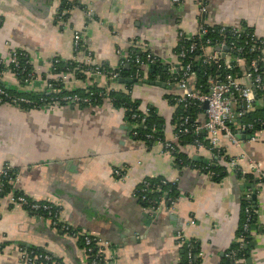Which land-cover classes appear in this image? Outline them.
<instances>
[{"label": "crops", "instance_id": "0c3cea01", "mask_svg": "<svg viewBox=\"0 0 264 264\" xmlns=\"http://www.w3.org/2000/svg\"><path fill=\"white\" fill-rule=\"evenodd\" d=\"M61 1L0 0V55L7 58L10 48L24 50L39 78L34 86H24L5 73L0 81L11 90L43 88L46 79L54 77L55 58L83 59L85 51L73 47L75 30L81 32L93 60L107 67L118 65L121 55L117 50L131 48L149 50L163 63H176L178 31H198L199 3L206 8L204 23L243 25L264 39V0H70L67 22L55 19ZM140 67L142 78L133 82L131 97L141 109L156 111L163 121L164 136L187 159L210 162L212 153L207 147L178 144L174 138L176 106L171 97L176 86L144 83L157 80L148 78V65ZM239 80L249 84L243 73ZM93 82L127 89L126 82L109 83L103 75ZM70 87L85 88V83L76 81ZM131 126L125 112L108 101L56 109L0 104V168L5 163L16 168V189L32 199L58 205L62 222L108 239L112 264H180L182 250L175 237L179 230L199 242L203 251L199 264H222L224 253L237 240L241 200L246 193L251 198L255 194L247 258L253 264H264V189L260 183L254 192V184L238 179L227 164V174L219 180L193 166L180 165L160 145L148 146L135 138ZM240 136L242 141L235 145L220 134V147L237 158L245 172L251 171V163L264 170V129L255 133L254 141ZM116 167H126L127 177L116 180ZM148 177L177 183L180 195L172 209L152 212L134 195L135 186ZM21 245L44 249L63 264H88L79 240L51 226L49 218L2 196L0 264H26L16 249Z\"/></svg>", "mask_w": 264, "mask_h": 264}, {"label": "built area", "instance_id": "2783aa9c", "mask_svg": "<svg viewBox=\"0 0 264 264\" xmlns=\"http://www.w3.org/2000/svg\"><path fill=\"white\" fill-rule=\"evenodd\" d=\"M70 1V0H68ZM174 2H180L181 0H173ZM68 8H58L55 13L56 21L67 22L69 18ZM206 8L204 4L199 3V18L202 20L199 24L198 31L195 34H186L183 31H178L177 42L178 50L176 52L177 62L172 63L167 67L166 76L163 78L160 74L155 75V80L161 81L166 85L174 84L177 88V92L171 97V102L177 106L179 104L183 107V113L178 118V121L174 124V138L178 140L181 135L188 134L192 137L191 144L197 148L207 147L211 153L212 149H220V134H224L228 141L232 144L238 145L242 140L240 134H243V139L255 140V133L246 136L245 131L252 129V124H241L240 130L236 131L229 125L236 117H240L245 112L253 109L256 102V92L262 91L264 94V39L258 37L254 32L247 31V28L236 25H220L218 28H212V31H218L220 35L225 37V34H230L233 39L227 41L223 37L220 40L212 42L210 38L201 40V38L208 33L209 24L204 23L203 14ZM210 27H213L210 25ZM239 39V42L237 41ZM74 50L79 52L81 49L85 51L84 57L81 60H68L61 61L58 58L53 59L52 69L54 71L57 64L62 62H76L78 65L73 67H67L59 72H54V77L46 79L44 87L40 90H34L40 92L38 97H30L21 93L18 90H10L8 86H5L0 81V104H8L24 109H56L64 106H77L82 104L92 105L96 101L93 96L94 91L86 89L84 95L72 91L71 84L76 81H82L85 83V87L91 85L94 81V77L105 76L109 83H119L118 80L121 77L120 68L129 62L137 64V67L142 65L156 64L161 59L149 50H144V55H134L131 57L122 50H117V53L121 55L119 63L116 67H107L101 63H97L93 60L90 52L86 50L85 44L80 31L75 30L72 36ZM216 43V45L214 44ZM195 50L201 51L200 58L204 62L212 61L217 64V67L224 66L226 69L232 70L234 63L239 68L238 75L231 72H226L223 76H209L207 78L208 92L202 93L199 89L193 86L194 71L192 68V61L187 60L182 62L188 55ZM229 50V51H228ZM256 52V55L250 59L245 57L246 53ZM235 61V62H233ZM162 62V61H161ZM169 64V63H168ZM177 65H179L177 67ZM242 65V66H241ZM240 67L243 68L241 71ZM81 73L82 78L76 77V72ZM10 74L20 84L24 86H34L38 81V76L34 69L33 63L29 55L21 49L10 48L7 58L0 55V77L4 74ZM249 79V84L242 83L239 80L240 75ZM135 80L141 79L138 71L130 77ZM68 90L63 92L62 89ZM106 91H100L97 96L108 101L112 105V98L107 94V91L116 90L113 87L104 86ZM125 91H131L128 88ZM206 102V107H204ZM190 104H196L195 117H192L189 112H186L187 107ZM113 107V106H112ZM115 108V107H114ZM123 111V107H119ZM140 110L139 115L132 113L131 117L134 120H140L144 122L145 117L149 112V108L146 107ZM142 116V117H140ZM201 117V118H200ZM259 124L264 129V120H260ZM138 126V122H132L131 130L132 134H136L135 130ZM147 138H154L152 133H146ZM153 144H158L161 147V151L173 153L178 151L177 144L164 136V139L155 138ZM212 153V158H213ZM211 158V161H212ZM206 162V165L199 167L193 165L194 168L203 171L208 176L213 177L215 172L208 168L213 163ZM227 166L235 171L240 168L242 173L245 171L239 165L238 159L231 157L227 161ZM250 169L261 180L264 189V170H262L257 164L251 163ZM18 171L10 164L5 163L0 168V199L2 196H6L10 203L18 204L24 207L29 212L47 217L50 219L51 226L60 229L63 233H66L71 239L81 240L86 255L88 256V264H112V248L111 243L104 237L90 233L75 230L67 223L60 220V207L48 200H35L28 197L23 192H16L14 181L16 180ZM113 175L116 180H122L128 175L126 167H116L113 169ZM9 182L10 186L6 184ZM141 186L135 190V196L142 201H147V206L152 212L159 211L162 207L166 209H172V205L179 197L180 193L176 197L167 195V191H163L156 195L155 199L147 197L146 191L161 190V184L169 183L165 177L160 178L159 184L154 188L153 184L145 178L141 181ZM176 183V182H170ZM248 200V204L244 207V221L242 223V232L237 236V247L229 248L224 257L232 260V264H253L244 254L238 255L246 244L251 239V225L252 217L255 214V210L251 203V194L246 193L244 196ZM253 202V201H252ZM190 223H194L193 219L189 220ZM176 243L182 249H185V257L188 264H194V259H202L203 251L198 249L194 252V242L196 239L186 236L182 230L176 231L175 234ZM21 260L26 264H63L61 261H57L53 258V255L48 251H35L27 250L25 247L16 246ZM110 251V252H109ZM111 253V254H110Z\"/></svg>", "mask_w": 264, "mask_h": 264}, {"label": "trees", "instance_id": "16d2710c", "mask_svg": "<svg viewBox=\"0 0 264 264\" xmlns=\"http://www.w3.org/2000/svg\"><path fill=\"white\" fill-rule=\"evenodd\" d=\"M71 1L68 0H62L61 1V8H71ZM200 19V18H199ZM202 20L200 19V22ZM213 27H210V25H207L206 27L208 28V33L206 35H204L201 40H205L206 38H210L212 40V42H214L215 40H220L223 35H220L218 31H212L211 29L214 28H218L220 25H211ZM241 26V25H240ZM241 27H245V26H241ZM247 28V27H245ZM247 31L253 32L250 28H247ZM223 39H225L226 45H228L227 41L232 40L233 37L230 34H225V37H223ZM237 41L239 42V39H237ZM216 45V43H214ZM178 50V45L175 46L174 51L175 54ZM229 51V50H228ZM124 52V51H123ZM124 53H126L127 55H130L131 57H133L134 55H139L140 57H142L144 55V53L140 52L139 49L137 48H131L128 49L127 51H125ZM201 54V51L195 50L194 52H192L190 55H188L186 57V59H184L182 62H186L187 60H191L192 61V68L194 71V82H193V86H195L196 89H199L200 92L205 93L208 92V83H207V78L209 76H223L226 72H231L235 75H238L239 73V68L237 66V64L234 63V67L232 70L226 69L224 66L221 67H217V64L212 62V61H208V62H204L202 61V59L199 57ZM256 55V52H252V53H246L245 57L247 59H250L252 57H254ZM235 62V61H233ZM78 65L76 62H62L56 65L54 72H59L61 70L66 69L67 67H73ZM170 64L168 63H163V62H157L156 64H150L149 66V75L148 78L150 80H155V75L160 74L163 78L167 75L166 74V70L167 67ZM179 65H177L178 67ZM138 71L139 75H141V67H137V64H134L132 62L127 63L126 65L122 66L120 68V75L123 78L129 79L131 76H133L136 72ZM81 73L80 72H76V77L78 78H82L81 77ZM134 79V78H132ZM1 84V83H0ZM126 87L130 90L133 82H126ZM2 85V84H1ZM5 85V84H4ZM6 86V85H5ZM10 87H8L9 89ZM86 89L90 90V91H94V97L96 98V101L94 103H92V105L95 104H101L103 102V99L99 98V96H97V94L100 91H106L104 86H98L97 83L93 82L91 85L85 87V88H79V89H74L72 91L77 92L79 94L84 95ZM10 90V89H9ZM13 90V89H12ZM63 92H66L68 90L62 89ZM23 94H26L30 97H38L40 94V92L37 91H25L22 90ZM256 102L255 105L253 107L252 110L245 112L243 115H241L240 117H236L233 121L230 122V126L233 130L238 129V127L241 126V124H247V123H251L252 129H247L245 131L246 136L249 134H253L255 132H257L260 128L261 125L259 124L260 120H264V94H262V91H257L256 92ZM107 94L110 98H112V106L115 108H119V107H123L124 108V112L129 120V122L132 124V122L137 121L138 122V126L136 127V131L137 133L134 135L132 134L135 138L143 141L145 144H147L148 146H152L154 139L159 138V139H164V133H163V121L160 118V116H158L156 114V111L152 108V107H148L149 108V112L147 114V116L145 117V120L143 123L140 122V120H134L131 117L132 113H136L139 115L140 110L138 109L139 104L137 102V100L133 99L131 97L130 91H122L120 89L118 90H110L107 91ZM261 100V102H260ZM85 106H89V105H85L82 104L79 107H85ZM196 104H190L187 109L186 112H189L191 114L192 117H195V113H196ZM183 113V107L181 104L176 106V110H175V122L174 124L178 121V118L180 117V115ZM142 117V116H140ZM132 133V130H131ZM146 133H152L154 138H147L146 137ZM186 142H192V137L188 134L185 135H181L179 137V144H185ZM178 148H176L177 150ZM212 153H213V158L211 163H213V165H209L208 168L212 171L215 172V175L212 177L215 180H219L221 177H223L225 174H227V161L231 158V156H229L228 154H226V151L224 148L220 147V149H212ZM172 155L175 156L176 161L180 164V165H188V166H199V167H203L204 165H206L205 163L202 162H196L193 161L191 159H187L186 158V154L179 151H173V153H171ZM234 175L238 178V179H243L245 182L248 183H252L254 184V189L253 191L256 192V184L260 183V179L257 178V176L255 175V173H253L252 171L250 172H244L242 173L241 169L238 168L234 171ZM160 178L162 177H157V178H145L146 180H148L149 182H151L155 187H157L160 181ZM258 182V183H257ZM7 187L10 186L9 182L6 184ZM141 186V182H139L134 190L133 193H138V189ZM258 186V185H257ZM259 186L261 187L262 184L260 183ZM163 191H167V195L171 196V197H176L178 194V188H177V183H166V184H161V190L157 191L154 190L149 192L146 191L147 197L151 198V199H155L156 195L160 194ZM16 192H20L18 189L16 190ZM135 195V194H134ZM139 199V198H138ZM140 200V199H139ZM142 201V200H141ZM248 200L245 199V197L242 198L241 200V219H240V224H239V228L237 231V236L242 232V223L244 221V207L248 204L247 202ZM142 203L146 206L149 205V203L147 201H142ZM251 203L253 205L254 208V203L251 200ZM255 221V214L252 217V223H254ZM81 242V240H79ZM250 242V240H249ZM249 242L247 245H249ZM82 243V242H81ZM238 242L233 243L232 247H237ZM24 247V246H23ZM27 250H35V251H45L44 249L41 248H36L34 246H28L26 247ZM198 249H200V244L199 242L196 240L194 242V247L193 250L194 252H196ZM182 257H181V261L180 264H188L187 263V259L185 257V249H182ZM244 254V256L247 257V248L244 247L241 251H239L238 255H242ZM54 259H56L57 261H60L59 259L53 257ZM200 259L196 258V260L194 259V264H199L200 263ZM222 264H232V260L225 258L222 262Z\"/></svg>", "mask_w": 264, "mask_h": 264}, {"label": "water", "instance_id": "95a60500", "mask_svg": "<svg viewBox=\"0 0 264 264\" xmlns=\"http://www.w3.org/2000/svg\"><path fill=\"white\" fill-rule=\"evenodd\" d=\"M118 82L119 83H124V82H136V80L135 79H126V78H120L119 80H118ZM144 83H151V84H156V85H164V83L163 82H160V81H149V80H144ZM204 107H206V102H204ZM193 159H195L194 157H193ZM213 165V164H212ZM252 198L254 199L255 198V194H253L252 195ZM22 246V245H21Z\"/></svg>", "mask_w": 264, "mask_h": 264}]
</instances>
